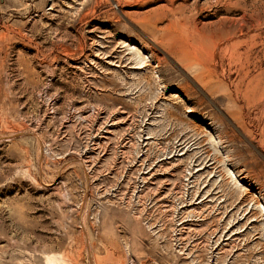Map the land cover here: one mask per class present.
<instances>
[{
    "label": "rangeland",
    "instance_id": "374dc122",
    "mask_svg": "<svg viewBox=\"0 0 264 264\" xmlns=\"http://www.w3.org/2000/svg\"><path fill=\"white\" fill-rule=\"evenodd\" d=\"M256 67L264 0H0V264H264Z\"/></svg>",
    "mask_w": 264,
    "mask_h": 264
},
{
    "label": "bare ground",
    "instance_id": "6f19581e",
    "mask_svg": "<svg viewBox=\"0 0 264 264\" xmlns=\"http://www.w3.org/2000/svg\"><path fill=\"white\" fill-rule=\"evenodd\" d=\"M145 60L146 59H142L140 57H137L135 59L136 62L139 63V65H143L145 63ZM250 66V65H249ZM259 67V66H258ZM249 68V67H248ZM257 68V67H256ZM259 69L257 72L256 75H253V73L251 74L249 71L246 73V76H245V93L246 94V101H247V104L249 107H257L258 111L262 110V107L264 105V70L262 68H257ZM256 69V70H257ZM246 70V69H244ZM245 72V71H244ZM244 85V84H243ZM245 100V99H244ZM190 112V111H189ZM249 112V111H247ZM264 112V111H263ZM262 112V113H263ZM256 113V112H255ZM251 114V113H250ZM249 114V115H250ZM259 114V113H258ZM264 114V113H263ZM251 115H254V114H251ZM260 115V114H259ZM258 115V116H259ZM261 116V115H260ZM264 116V115H263ZM262 118V117H261ZM249 119V118H248ZM250 120V119H249ZM259 120V119H258ZM261 120V119H260ZM252 121V120H251ZM260 122V121H259ZM262 122V121H261ZM260 122V123H261ZM252 124L254 123L251 122ZM260 123H258L260 125ZM263 123V122H262ZM261 123V124H262ZM250 124V125H252ZM257 124V122H256ZM249 125V127H250ZM264 125V124H262ZM253 127V126H252ZM256 127V126H255ZM262 128V126H261ZM247 130H251V129H247ZM263 131V130H262ZM261 131V132H262ZM250 133V132H249ZM264 133V132H263ZM261 133V134H263ZM264 137V136H263Z\"/></svg>",
    "mask_w": 264,
    "mask_h": 264
}]
</instances>
